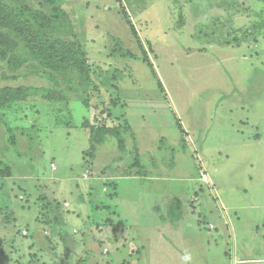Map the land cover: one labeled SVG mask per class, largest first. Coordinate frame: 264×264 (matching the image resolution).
Segmentation results:
<instances>
[{"label": "rangeland", "instance_id": "1", "mask_svg": "<svg viewBox=\"0 0 264 264\" xmlns=\"http://www.w3.org/2000/svg\"><path fill=\"white\" fill-rule=\"evenodd\" d=\"M62 9L84 84L61 77L50 100V80H4L0 61V87L40 88L1 115L0 264H185L186 250L190 264H264V1ZM95 125L119 126L126 149L92 140Z\"/></svg>", "mask_w": 264, "mask_h": 264}, {"label": "trees", "instance_id": "2", "mask_svg": "<svg viewBox=\"0 0 264 264\" xmlns=\"http://www.w3.org/2000/svg\"><path fill=\"white\" fill-rule=\"evenodd\" d=\"M38 1L41 8L29 6L26 0H0V61L5 63L9 72V75L4 74L2 78L19 79L27 75L25 74L27 70L31 76L47 79L53 83L52 87L41 89L44 98L51 100L61 96L63 99L65 89L60 86L61 77L67 82L69 75L71 78L72 73H78L80 83L84 84L90 68L85 49L76 37L72 19L69 13L62 9L64 0ZM260 12L262 13L263 10ZM124 13L132 29L135 30L126 9ZM262 24L264 18L255 26L259 27ZM20 43L24 44V50ZM144 53V58L153 64L146 49ZM39 89L30 85L0 87V124L6 125V120L1 115L5 114L7 108L16 102L27 101L30 96L37 94ZM83 102L89 109L88 98H84ZM95 127L91 129V133L94 134L92 140H104L107 135H111L117 139L122 150L126 149L119 126ZM176 202L172 200L169 203V216L172 210L177 209ZM180 216L181 213L176 215V217Z\"/></svg>", "mask_w": 264, "mask_h": 264}, {"label": "clouds", "instance_id": "3", "mask_svg": "<svg viewBox=\"0 0 264 264\" xmlns=\"http://www.w3.org/2000/svg\"><path fill=\"white\" fill-rule=\"evenodd\" d=\"M182 259L185 261V264H190L192 260V254L189 251H185V254L183 255Z\"/></svg>", "mask_w": 264, "mask_h": 264}, {"label": "built area", "instance_id": "4", "mask_svg": "<svg viewBox=\"0 0 264 264\" xmlns=\"http://www.w3.org/2000/svg\"><path fill=\"white\" fill-rule=\"evenodd\" d=\"M202 179H203V181L211 184V180H210V178H209V176L207 174L203 173L202 174Z\"/></svg>", "mask_w": 264, "mask_h": 264}, {"label": "crops", "instance_id": "5", "mask_svg": "<svg viewBox=\"0 0 264 264\" xmlns=\"http://www.w3.org/2000/svg\"><path fill=\"white\" fill-rule=\"evenodd\" d=\"M110 260V259H109ZM109 260H107V261H109ZM241 261V260H240ZM243 261H249V260H243ZM252 261H260V263H263L264 262V259H253Z\"/></svg>", "mask_w": 264, "mask_h": 264}]
</instances>
